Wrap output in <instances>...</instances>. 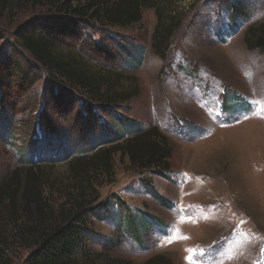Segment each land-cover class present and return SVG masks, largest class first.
<instances>
[{"label":"rangeland","instance_id":"rangeland-1","mask_svg":"<svg viewBox=\"0 0 264 264\" xmlns=\"http://www.w3.org/2000/svg\"><path fill=\"white\" fill-rule=\"evenodd\" d=\"M228 1L177 0L184 19L163 59L151 48L153 11H144L141 21L127 30L108 31L121 36L124 45L144 50L140 67L128 74L138 95L121 114L156 126L173 145L171 174L152 179L157 193L173 207L145 196L140 180L147 177L115 156L111 176L92 181L89 199L112 209H96L95 216H88L89 229L98 237L89 243L93 251L101 249L99 243L118 240L112 256L128 264H143L157 255L170 264H264V52L246 44L247 29L264 20V1L252 0L250 17L234 27L225 11ZM47 14L46 8L24 0H0L1 70L12 50L21 53L18 30ZM104 44L113 49L109 40ZM16 58L29 61L26 54ZM91 63L106 66L94 59ZM44 75L27 79L24 90L20 81L11 80L10 89L0 86V179L24 168L27 158L19 157L18 149L23 137L32 138L40 112H45L43 120L58 122L60 111L46 109L55 101ZM67 162L39 166L48 177L43 195L55 207L74 192ZM118 199L133 213L144 208L161 219L166 231H150L137 245L117 226ZM9 240L0 264H27L31 249Z\"/></svg>","mask_w":264,"mask_h":264},{"label":"trees","instance_id":"trees-1","mask_svg":"<svg viewBox=\"0 0 264 264\" xmlns=\"http://www.w3.org/2000/svg\"><path fill=\"white\" fill-rule=\"evenodd\" d=\"M24 1L46 8L48 14L18 30L17 49L21 53L12 50L6 58L4 68H0V86L10 89L11 80L20 81L24 90L27 79H41L44 73L55 101L52 107L46 104V109L60 112L56 114L57 123L49 118L43 120L45 112H40L32 126V138L23 137L24 145L18 149L19 157L27 158L24 168L0 179V262L1 250L11 241L10 236L31 249L27 264H128L112 256L118 240L99 243L101 249L95 251L89 245L98 237L89 229L88 216H95L96 209L112 210L106 203L97 205L95 197L89 199L92 181L99 175L111 176L112 160L118 156L121 162L126 159L140 177H147L140 180L145 196L171 208L172 204L155 190L152 179L171 174L174 147L156 126L141 124L125 112L121 114L138 95L128 74L140 67L144 50L137 44L124 45L121 36L108 31L127 30L141 21L144 11H153L156 23L151 48L163 59L183 23L178 2ZM225 5L233 27L239 20L247 21L250 9L254 8L252 0H229ZM246 34L247 46L264 52V20L250 26ZM106 40L113 43V49L104 44ZM23 54L28 55L29 61L16 58ZM86 55L89 57L84 59ZM93 59L106 66L97 67L98 64L91 63ZM70 128L74 130L72 137ZM60 161H68L69 183L74 192L55 207L43 195L48 177L39 166ZM114 205L115 213L120 215L117 226L137 245L150 231H166L167 225L144 208L136 214L120 199ZM143 264L170 261L157 255Z\"/></svg>","mask_w":264,"mask_h":264}]
</instances>
